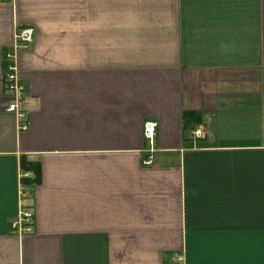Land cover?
Returning a JSON list of instances; mask_svg holds the SVG:
<instances>
[{
    "label": "crops",
    "instance_id": "obj_1",
    "mask_svg": "<svg viewBox=\"0 0 264 264\" xmlns=\"http://www.w3.org/2000/svg\"><path fill=\"white\" fill-rule=\"evenodd\" d=\"M25 26L20 130L3 72ZM174 254L264 264V0H0V264Z\"/></svg>",
    "mask_w": 264,
    "mask_h": 264
},
{
    "label": "built area",
    "instance_id": "obj_2",
    "mask_svg": "<svg viewBox=\"0 0 264 264\" xmlns=\"http://www.w3.org/2000/svg\"><path fill=\"white\" fill-rule=\"evenodd\" d=\"M35 37V29L31 26L20 27L15 35L16 42L12 48L5 51L6 65L3 72L4 93L7 96L6 109L16 112L18 115L20 130L28 128L27 112L23 107L26 98V85L22 81L18 65V52L20 49L31 45ZM158 123L155 120H147L144 124V135L149 142V155L144 159V164L150 165L153 162L152 153L156 150V133ZM203 130L197 128L194 135L201 136ZM22 195L27 193L22 191ZM35 214L32 209L25 206L19 211L18 215L12 220V229L18 234L34 232ZM173 264H194L189 263L184 255L174 254L171 257Z\"/></svg>",
    "mask_w": 264,
    "mask_h": 264
},
{
    "label": "trees",
    "instance_id": "obj_3",
    "mask_svg": "<svg viewBox=\"0 0 264 264\" xmlns=\"http://www.w3.org/2000/svg\"><path fill=\"white\" fill-rule=\"evenodd\" d=\"M189 114V113H188ZM25 162V158L24 157H22V164ZM37 180H38V174L36 173L35 175H33L32 176V178H30L29 179V183H31V184H34V183H36L37 182Z\"/></svg>",
    "mask_w": 264,
    "mask_h": 264
}]
</instances>
